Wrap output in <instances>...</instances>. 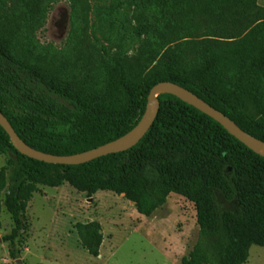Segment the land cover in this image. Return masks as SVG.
Instances as JSON below:
<instances>
[{"label": "trees", "instance_id": "1", "mask_svg": "<svg viewBox=\"0 0 264 264\" xmlns=\"http://www.w3.org/2000/svg\"><path fill=\"white\" fill-rule=\"evenodd\" d=\"M40 2V0H39ZM149 21L131 25V9ZM0 4V110L35 150L71 156L131 133L144 117L157 83H176L225 113L264 142V6L259 0H108L110 27L127 40L151 39L148 67L125 48L102 43L94 72L67 73L20 45L3 25ZM206 18L208 21H202ZM201 29L212 33L197 36ZM97 43L101 39L94 32ZM146 134L131 148L80 164L42 162L20 153L0 125V152L19 157L5 198L16 240L38 184L67 182L88 197L110 190L154 215L177 193L195 204L198 239L181 264H244L252 245L264 247V153L172 93ZM94 257L104 240L98 221L77 222Z\"/></svg>", "mask_w": 264, "mask_h": 264}, {"label": "rangeland", "instance_id": "2", "mask_svg": "<svg viewBox=\"0 0 264 264\" xmlns=\"http://www.w3.org/2000/svg\"><path fill=\"white\" fill-rule=\"evenodd\" d=\"M3 25L13 28L22 47L67 73L85 75L100 65L101 44L125 48L131 60L148 67L151 39L127 40L110 27L108 0H0ZM264 6V0H259ZM146 7L131 9V25L149 21ZM202 21H208L206 18ZM101 39L95 40L94 32ZM211 34L201 29L197 36ZM128 135L122 141L132 138ZM19 157L0 152V264H181L198 239L195 204L177 193L154 215L140 214L134 203L110 190L88 197L71 184H38L24 221L27 230L10 242L14 222L5 206ZM98 221L104 240L98 257L83 247L75 225ZM244 264H264V247L252 245Z\"/></svg>", "mask_w": 264, "mask_h": 264}, {"label": "water", "instance_id": "3", "mask_svg": "<svg viewBox=\"0 0 264 264\" xmlns=\"http://www.w3.org/2000/svg\"><path fill=\"white\" fill-rule=\"evenodd\" d=\"M159 90H161L160 93H158ZM162 93H172L178 96L179 98H181L182 100L200 109L201 111L207 113L208 115L216 119L218 122H220L229 132L235 135L248 147H250L255 151L264 153V150L263 151L261 150L264 149V142L254 139L249 134L245 133L225 113L216 109L215 107L210 105L208 102L200 98L195 93L170 81L159 82L155 86H153V88L151 89L148 95V104L146 107L144 117L137 125V127L131 133L128 134V135H132L135 130H138V132L132 138L122 141V139L128 136L126 135L123 138L111 142L109 144H106L104 146H100L71 156L53 155L33 149L19 137L16 130L14 129V127L11 125V123L9 122V120L1 110H0V125L9 134L15 148L25 156L46 163L80 164L110 153L125 151L131 148L132 146H134L136 143H138V141L146 134L149 127L154 122L157 116L160 106V101L158 96Z\"/></svg>", "mask_w": 264, "mask_h": 264}, {"label": "bare ground", "instance_id": "4", "mask_svg": "<svg viewBox=\"0 0 264 264\" xmlns=\"http://www.w3.org/2000/svg\"><path fill=\"white\" fill-rule=\"evenodd\" d=\"M160 92H161V90L158 91V93H160ZM137 132H138V130H135L132 135L134 136ZM261 150L263 151L264 149H261Z\"/></svg>", "mask_w": 264, "mask_h": 264}]
</instances>
